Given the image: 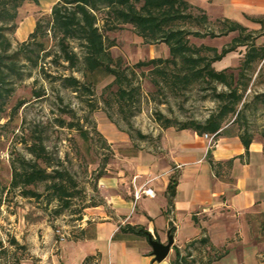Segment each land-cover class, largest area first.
Returning <instances> with one entry per match:
<instances>
[{
    "label": "rangeland",
    "instance_id": "obj_1",
    "mask_svg": "<svg viewBox=\"0 0 264 264\" xmlns=\"http://www.w3.org/2000/svg\"><path fill=\"white\" fill-rule=\"evenodd\" d=\"M28 3V7L23 8L27 6V3H23L18 10L15 30L8 32L13 51L29 36L26 33L29 25L25 23V16L33 15L35 24L37 20L45 21L50 16L52 1L42 0V9H36L39 4L36 6L32 2ZM209 18L211 30L219 34L218 22L224 20V17L217 15ZM257 19L264 20V15L257 16ZM243 23L257 36L255 45L264 47V28L254 24L249 17H245ZM106 36L108 42L114 44L109 52L117 67L168 58V49L164 44H144L129 25L108 32ZM236 36L237 33H231L214 39L190 38V43L220 51ZM43 42L50 56L40 60L38 68L18 63L23 78L15 80L9 87L13 91L0 111V264H48V256L58 255L66 242L78 238V226L85 215L84 208L101 204L104 199L98 186L100 178L97 179V176L102 173V177H109L119 168L125 169V159L137 158L139 153L151 149L158 150L161 128L155 121L157 114L178 122L195 120L203 123L216 111L218 105L206 89L195 87L180 94L168 90L161 92L152 85L150 78L141 76L138 81L142 91L140 112L125 121L118 114L115 104L108 107L102 100L103 89L112 82L111 77L102 79L92 96L63 88L60 77H75L82 81V75L67 63L56 60L57 46L51 35ZM72 46L76 52H80L76 42ZM244 53V48H238L213 67L217 71L237 70ZM259 68L260 65L245 94L246 102H252L251 107L235 126L240 132L242 127L247 129L264 145V102L261 98L253 100L256 94H264V70L257 76ZM148 70L144 68L141 71L145 73ZM217 89L224 90L221 86ZM33 92L43 94V97L36 99ZM61 119L72 122L75 128H60L58 121ZM78 128L87 133L86 137L79 135ZM138 132L147 139L140 140ZM37 135L42 136L43 145L51 159L49 171L66 170L77 183V194L71 201V207L60 214L61 206L51 199L43 185L33 188L41 194L40 199L25 198L19 191L9 189L12 164H17L20 157L31 159L27 146ZM206 140L207 147L212 148L214 140ZM148 190L141 187L135 191L134 208ZM229 227L230 240H227L224 247L213 248L209 243L205 245L196 241V245H190L192 252L185 249L187 254L193 256H184L187 264H214L227 256V250L233 253L225 258L226 264H264V206L236 215L234 224ZM169 230L172 233L173 229ZM152 236L162 243L167 241L158 234ZM128 237L145 241L133 235ZM13 240L18 246L11 245ZM171 254L174 256L173 249ZM40 255L43 257H37Z\"/></svg>",
    "mask_w": 264,
    "mask_h": 264
},
{
    "label": "trees",
    "instance_id": "obj_2",
    "mask_svg": "<svg viewBox=\"0 0 264 264\" xmlns=\"http://www.w3.org/2000/svg\"><path fill=\"white\" fill-rule=\"evenodd\" d=\"M25 2L37 4L38 0H0V111L13 91L9 87L15 80L23 78L18 63L38 68L39 61L50 56L43 42L49 35L56 42V60L77 69L83 78L80 81L75 77H60L62 87L92 96L101 80L111 77L112 82L103 89L102 100L108 107L115 104L118 114L125 121L140 112L142 91L138 81L141 76L150 78L152 85L161 92L168 90L180 94L195 87L206 89L218 104L216 111L203 123L195 120L178 122L159 113L155 121L162 130H192L199 135H214L215 138L225 124L231 121L238 124L243 113L251 107L252 102H246L245 94L257 67L260 65L257 76L264 70V47L256 46L254 41L257 36L237 22L227 19L218 22L220 33L216 34L210 28L207 12L186 0H58L52 6L50 16L45 21L37 20L27 40L13 51L8 32L15 30L18 10ZM258 23L264 28V21ZM127 25L144 44H164L168 49V58L117 67L109 52L114 44L108 42L106 35ZM231 33H237V36L220 51L190 43V38L214 39ZM73 42L78 44L79 53L72 46ZM238 48H244L245 53L237 70H215V63ZM144 68L149 70L144 73L141 71ZM218 86L224 90L218 91ZM32 95L36 99L43 97L38 92ZM260 98L264 102V94H256L253 100ZM58 123L60 128H75L72 122L66 120L61 119ZM77 131L80 136L86 137L87 133L81 128ZM137 136L140 140L147 139L140 132ZM239 138L248 151L252 134L242 127ZM27 150L31 159L20 157L17 164L11 166L9 189L19 191L25 198L40 199L41 194L33 188L43 185L51 199L61 206L59 214L69 209L77 194L76 181L66 170L49 171L51 159L41 135L34 136ZM102 175L99 174L97 179ZM167 194L171 203L175 195L174 185L168 186ZM97 205L100 203L84 209ZM125 235L146 238L143 230L129 225L121 228L115 238L121 239ZM207 242L201 239L199 243ZM11 245L18 246V243L13 240ZM187 263L176 251L172 264Z\"/></svg>",
    "mask_w": 264,
    "mask_h": 264
},
{
    "label": "crops",
    "instance_id": "obj_3",
    "mask_svg": "<svg viewBox=\"0 0 264 264\" xmlns=\"http://www.w3.org/2000/svg\"><path fill=\"white\" fill-rule=\"evenodd\" d=\"M49 1L50 12L58 0ZM186 1L209 16H223L242 26L245 17L254 24L264 21L257 19L264 15V0ZM25 3L23 8L29 5ZM38 4L36 9H42V0L34 3ZM25 23L29 25L28 35L35 27L33 15L25 16ZM240 133L234 123L225 124L209 149L205 135L161 129L157 151L151 149L137 158L125 159V169L99 179L103 202L85 209L79 237L66 242L58 255L48 256L47 263L172 264L176 251L181 258H193L185 249L192 252L190 245L201 239L213 248L224 247L230 240L229 226L235 216L264 206V145L253 137L246 151ZM171 184L175 195L170 203L167 189ZM141 187L152 190L151 196L143 194L134 208V193ZM127 225L141 226L138 229L166 240L172 228L174 243L168 257L155 262L147 238H115ZM231 251L225 252L226 257L232 255ZM225 258L214 264H226Z\"/></svg>",
    "mask_w": 264,
    "mask_h": 264
},
{
    "label": "water",
    "instance_id": "obj_4",
    "mask_svg": "<svg viewBox=\"0 0 264 264\" xmlns=\"http://www.w3.org/2000/svg\"><path fill=\"white\" fill-rule=\"evenodd\" d=\"M143 232L152 250V256L154 257V261L157 263L163 262L168 257L171 247L173 246L174 243V238H173V234L171 233V230L167 232L166 243H162L159 240L153 238V236L146 231Z\"/></svg>",
    "mask_w": 264,
    "mask_h": 264
},
{
    "label": "built area",
    "instance_id": "obj_5",
    "mask_svg": "<svg viewBox=\"0 0 264 264\" xmlns=\"http://www.w3.org/2000/svg\"><path fill=\"white\" fill-rule=\"evenodd\" d=\"M204 137H205V139H210L211 141L214 140V135L213 136L205 135ZM151 192L152 191H150V190L146 191V195L151 196ZM60 240L63 241V238H61Z\"/></svg>",
    "mask_w": 264,
    "mask_h": 264
}]
</instances>
